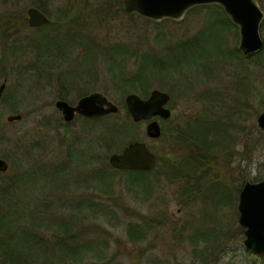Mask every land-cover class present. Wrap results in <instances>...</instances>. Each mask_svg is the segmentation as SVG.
I'll return each mask as SVG.
<instances>
[{
    "label": "rangeland",
    "instance_id": "obj_1",
    "mask_svg": "<svg viewBox=\"0 0 264 264\" xmlns=\"http://www.w3.org/2000/svg\"><path fill=\"white\" fill-rule=\"evenodd\" d=\"M258 1L264 11V0ZM35 5L50 23L28 24L27 10ZM227 17L218 4L191 8L181 20L156 21L128 13L123 0H0V85L6 83L0 157L10 167L0 172V192L5 178L25 173L19 193L40 213L32 228L60 241L50 237L41 258L15 251L10 258L20 264H264L244 244L239 222L244 184L264 180V130L258 125L264 47L244 59L240 28ZM260 31L264 40V23ZM154 89L171 95V118H157L165 131H186L198 120L225 129L211 137L213 153L190 175L179 168L196 153L168 136L149 138L148 121L134 122L128 114V94L148 98ZM94 92L120 111L65 122L56 102L76 105ZM14 114L22 119L8 121ZM134 140L158 155L150 173L117 170L109 162ZM60 222L70 224L69 231ZM132 225L143 233L130 232ZM211 229L217 236L209 242L202 232ZM0 230L3 243L13 229ZM60 237L78 248L76 258L56 260L63 253L56 247ZM211 245L218 260L207 252ZM2 253L0 264H10Z\"/></svg>",
    "mask_w": 264,
    "mask_h": 264
},
{
    "label": "water",
    "instance_id": "obj_2",
    "mask_svg": "<svg viewBox=\"0 0 264 264\" xmlns=\"http://www.w3.org/2000/svg\"><path fill=\"white\" fill-rule=\"evenodd\" d=\"M221 5L241 31L240 50L244 56L260 52L264 47L261 35V24L264 11L258 0H123V7L128 13H136L145 18L161 21L164 19L181 20L186 13L198 5ZM28 24L41 27L50 23L51 19L39 8L27 10ZM6 89V83L0 85V98ZM171 95L165 91L154 89L148 98L136 93L126 97L128 111L134 122L151 120L146 126L149 138H160L163 129L155 119L170 118L172 111L167 107ZM56 107L62 112L65 122H72L77 115L94 118L120 111L118 105L100 92L90 93L80 98L76 105L59 99ZM8 121L22 119L21 114L8 116ZM258 125L264 130V112L258 117ZM109 162L117 170L152 171L158 163V155L147 143L134 140L129 142L122 152L113 153ZM9 163L0 157V171L7 172ZM239 222L245 228L244 244L256 255L255 261L264 259V180L245 183L239 199Z\"/></svg>",
    "mask_w": 264,
    "mask_h": 264
},
{
    "label": "trees",
    "instance_id": "obj_3",
    "mask_svg": "<svg viewBox=\"0 0 264 264\" xmlns=\"http://www.w3.org/2000/svg\"><path fill=\"white\" fill-rule=\"evenodd\" d=\"M210 5L212 6L215 4H210ZM35 6H37L41 10H44L43 7L40 5H35ZM225 21L227 23L228 22L232 23V19L230 17H227ZM117 53L123 54L125 52L124 50L123 51L119 50ZM258 55L259 53L251 54L249 56H243L242 54H240L241 57L243 56V58L245 57L247 60L248 59L252 60L256 58ZM186 56H187V53L183 55V58L186 59ZM147 59L148 57L146 58V60ZM155 61L164 62V58L156 57ZM156 62H154V64ZM145 79L146 77H144L141 82L143 86H146L144 85ZM128 114L131 116L129 111H128ZM94 118H100V117H94ZM224 130L225 129H223L222 131ZM114 131L115 129L112 132L114 133ZM219 131H221V129L219 125L217 124V122L213 123V122L207 121L206 123H201L199 122V120L190 124L189 129H187L186 131L178 130V129L176 130L170 129L169 132L167 131L164 132V129H163L162 136L163 135L168 136L169 138L172 139V141H176V142L180 141L182 144L187 145L188 148L191 149V152L193 151V153L197 154V156L194 157L195 154H193L189 159H187L184 162V165L182 164L181 167L179 168V172L185 171V174L187 172L190 175L191 169H194V168L198 169L199 168L198 165H201L203 162H205V160H207L208 155L211 156V154L213 153L212 149L215 147L214 141L211 139V137L212 136L217 137L218 136L217 132ZM106 134L105 135L109 138L110 133L107 132ZM108 138L105 137L106 142L108 141ZM172 167H174V174H175L176 171L178 170L177 165L174 164V166ZM125 171H130V170H125ZM134 171L138 173H150L151 172V171H139V170H134ZM179 172L177 171L178 173L177 175H179ZM2 173H6V172H2ZM58 173H61V172L52 171L51 177H54L56 179L60 178V175ZM24 174L25 173L17 175L16 178L12 176L7 181L5 178L4 183L6 185H4V187H1V192H0V206H1L0 228L5 229L7 225V230L13 229L12 232L7 231V233L3 236L5 237V239L1 237L4 239V241L3 243L0 242V251L3 252L2 257L4 258L5 261L7 260L8 263L9 261H11L10 264H20L21 263L20 259L18 260L15 257L10 258V255L14 251L17 252L18 254H23V255L26 254V257H31V255L34 254V255H38L41 258L40 254L44 253L43 250L48 252L49 250L48 245L49 244L51 245V239H53L54 241L55 239H57L58 242H60L58 239L59 236L52 234V232H49L50 235H48L47 237L46 235L39 234L38 232L35 231L36 229L32 228L33 226H37L38 221L40 220L39 218L40 213L38 212V210L31 209L30 206L34 204V202L32 201L27 202L21 196L22 194L19 193V188H22V182L25 180L23 176ZM59 225L61 228H66V230L69 231L68 226H70V224L60 222ZM52 227H53V224L50 223L48 225V231H51ZM132 231H135V235H138V233H143V230L140 227L134 226V225L130 226V232ZM202 233H204L203 236L205 237V240H209V242H211V240L215 241L214 240L215 238L213 239V237L217 236V232H215L213 229L204 231ZM50 237L51 239L49 241ZM60 238L62 240L65 239L63 237H60ZM66 243L67 242L63 240L61 245L58 243L56 246L58 250L60 249L61 252H63L62 254H58L56 256V260L59 263H63L64 259L69 258V257L76 258L77 253L80 252L78 248H75V247L71 248ZM214 248H215L214 245H211L209 246V248H207L208 249L207 252H209V255H212V258L215 256V253H213V250H210V249H214ZM218 254L214 257V259L218 260V258H216L218 257ZM29 261L30 260L24 259L25 264L29 263ZM36 262H38V260Z\"/></svg>",
    "mask_w": 264,
    "mask_h": 264
},
{
    "label": "flooded vegetation",
    "instance_id": "obj_4",
    "mask_svg": "<svg viewBox=\"0 0 264 264\" xmlns=\"http://www.w3.org/2000/svg\"><path fill=\"white\" fill-rule=\"evenodd\" d=\"M43 11V10H42ZM46 25V24H45ZM44 26V25H43ZM171 101V100H170ZM170 103V102H169ZM168 103V104H169ZM168 104H167V107H168ZM168 108H170V107H168ZM171 109V108H170ZM172 111V110H171ZM172 116V115H171ZM157 118H160V117H156L155 119H157ZM171 118V117H170ZM170 118H167V119H163L164 121H166V120H169ZM162 119V118H161ZM145 121H148V123L151 121V120H145ZM161 124V123H160ZM163 129V128H162ZM164 132H165V127H164ZM247 183V182H246ZM245 185V184H244ZM244 187V186H243ZM243 189V188H242ZM241 193V192H240ZM261 260V259H260Z\"/></svg>",
    "mask_w": 264,
    "mask_h": 264
}]
</instances>
